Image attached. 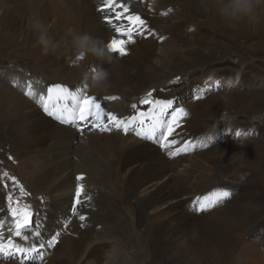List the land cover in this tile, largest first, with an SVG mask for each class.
Returning <instances> with one entry per match:
<instances>
[{
    "label": "bare ground",
    "instance_id": "bare-ground-1",
    "mask_svg": "<svg viewBox=\"0 0 264 264\" xmlns=\"http://www.w3.org/2000/svg\"><path fill=\"white\" fill-rule=\"evenodd\" d=\"M21 1L0 0V45L4 44L2 40L4 32L15 29L19 24L22 27L26 24L28 30L34 32L31 27L34 18L39 19L45 26L51 19L59 21L62 25L64 22L73 20L71 22L74 23L73 29L77 30L82 23L80 12L76 13L78 9L86 12L83 24L87 25V28L84 30L92 38L104 45H108L113 39H127L114 31L117 25L129 26L126 19L116 21L113 18V12H123L122 8L109 10L104 8L105 2L101 5L92 3L90 0ZM174 2L184 3L186 12L184 9H171L170 6ZM117 3L128 8V12L123 13L125 17L139 15L145 21L144 29L149 31L143 38L142 34L133 36L135 43L127 45L126 56L121 57L110 52L111 63H107L89 55L72 69L63 65L61 61L56 63L51 61L49 67L53 68V77L56 79L54 82L51 81L49 75L46 80L50 85L46 86L45 90L36 91L32 83L28 82V89L27 87L22 89L23 95L17 103L2 102L0 104V115H3L2 118L6 120L7 137L20 149L17 150L19 152L17 154L22 159L23 165H28L23 169L27 185L32 190L28 197L31 198L32 195L37 197L45 186L54 185L59 175H67L62 185L51 187L50 191L56 202L52 203V224L47 233L50 239L58 238V224L65 225L72 220L70 226L75 230L76 238L79 239L76 249L84 254L89 249L90 243L92 246V242L100 243L96 228L111 222L114 214L122 213V208H125L127 203L132 206L131 201L125 202V199L118 198L111 201L114 209L110 212L108 207L102 204L100 189H96L107 180V172L112 170L121 175L125 173V189H130L131 198L137 195L136 198L134 197L138 202L133 207L134 213L148 222L149 226L145 233L151 234L153 241L148 244L150 249L146 251V254L143 247L139 245L135 247L132 244L135 258L133 257V261L130 259V264H194L193 256L197 255L198 258L204 257L207 264H225L230 259L231 247L233 248V245L235 246V243L243 238L235 236L234 231H246L251 226H255L253 232L250 229L248 231L251 238L248 241L249 246L251 247V243L256 245L252 239L259 238V242L264 243V230H262L264 225L259 223V220L264 218V192H254L259 187L249 189L247 184L243 187L234 184L240 178L247 177L248 172L244 170V166L256 159V155L264 158V133L259 128L253 133L248 119L242 117V115L253 116L254 109L255 111L264 109V96L256 90L257 81L260 79L259 74L254 76L255 69L242 70L239 84L232 86L235 78L234 70L224 65V67H215L210 73L212 75H205L175 92L158 87L153 88L152 91L145 89L153 79L160 78L161 74L180 59L183 46L191 48L192 51H198L204 47L215 50L216 54L219 53L218 59H221L223 53L227 51L225 47L215 42H207L200 36L190 37L188 40L180 39L179 36L184 33V31L181 33L182 28L189 29L193 27V24L200 23L218 35L234 40L236 35L242 32L243 27L240 26L236 30L226 28L216 17L214 9L203 6L202 0H117ZM99 5L108 17L100 21L98 16L96 18L90 14L92 18H89L88 10L92 7L90 12H96ZM110 18L113 19L111 25L107 23V19ZM263 21L264 19L261 20ZM259 36L264 37L262 24ZM16 41L15 37L10 38L8 42L6 40V45L9 44L11 47L20 45L22 50H25V45L28 46L32 51L29 52L30 54L25 53V57L35 56L38 54L35 51L42 53L41 48H38L39 45L33 49V46L26 41L23 44ZM236 41L240 42L238 37ZM191 50L183 55L190 53ZM14 51L9 53L20 57ZM216 54L212 52L207 58L197 59H205L207 63H212L215 58L217 59ZM71 65H73L72 62ZM94 67L109 71L112 86L105 93L97 94L90 90L89 96L98 97L101 106L117 118L125 121L135 118L134 123L129 127L135 128L142 135L138 136L132 130L125 133L122 129L112 128L108 123L101 127H94L92 124L73 122L72 117L68 115V118H63L65 123L60 122V124L40 116V113L39 115L34 113L32 120L26 117L31 107L43 103L47 97L51 104L56 102L59 105L58 110H64L65 105H62L58 94L53 92L49 95L46 89L59 84L67 88L69 92L79 95L74 90V86L81 84L80 80L84 78V73H90ZM261 80L264 83V75ZM229 85L232 86L230 90L226 89ZM82 89L86 91L87 87L83 86ZM25 92L32 95H25ZM148 93H152L153 101H171V106L155 103L141 104L142 99L149 98ZM112 96L117 99H104V97ZM225 103L234 106L231 114H235L236 118L220 123L217 115ZM68 104L71 107V101ZM133 104L137 105V108H132ZM181 108L187 115L179 118L178 126H175L172 134L168 136V140H174L175 143L166 149L155 142L161 131L168 135L166 127H161L159 122L170 123L172 115ZM65 112L68 114V111ZM36 121L39 122L38 125L34 124ZM24 128L27 129V137L29 136L27 143L35 148L34 150L30 147L28 151L22 150L26 147L22 139L27 138ZM50 128L49 133L47 130ZM103 128L112 130L104 131ZM144 136L152 138L144 139ZM54 141L51 147L49 142ZM48 145L50 148L37 150V146ZM184 148H186L185 151H180L175 156L170 157L168 154ZM77 176H83L84 180L78 181ZM69 185L72 189L77 185L87 186L81 199L87 200L90 197V202L80 205L63 204L61 190H66ZM237 187V191H240L239 198L238 195L233 196L234 188ZM225 193H227L226 196ZM31 202L33 200H30ZM219 203L232 205L219 208L216 206ZM167 205L169 207H166ZM70 210H73V214L76 215L70 213ZM176 210L179 211V215L168 217L170 211ZM64 216L67 220L63 219ZM80 216L87 217V227L84 231L81 230V223L78 221ZM164 217L168 219L158 223ZM106 226L108 227V224ZM9 236L0 231V243L6 244ZM134 237L141 238L137 235ZM48 240L38 236L24 248L32 249L29 253L32 261L36 253L43 249V243ZM128 250H132L131 247H128ZM20 254L24 256L23 253ZM39 254L42 253L39 252ZM173 256H179V259ZM120 257L123 258V256ZM0 259L3 258L0 257ZM238 261L236 260L235 263L239 264ZM260 264H264L263 260Z\"/></svg>",
    "mask_w": 264,
    "mask_h": 264
},
{
    "label": "rangeland",
    "instance_id": "rangeland-1",
    "mask_svg": "<svg viewBox=\"0 0 264 264\" xmlns=\"http://www.w3.org/2000/svg\"><path fill=\"white\" fill-rule=\"evenodd\" d=\"M16 1L22 2L21 0H16ZM90 1L92 3L94 2H96L97 4L100 3L101 5H103L105 2V0L104 1L103 0H90ZM170 7L171 9H176V10L184 9V12H186L185 11L186 7L184 6V3L174 2L171 4ZM92 9L93 8L91 7L88 10L89 18H92L91 17L92 14L96 16V18L98 16L100 21L108 17L105 15L106 14L105 12L101 11L100 5L97 6L96 12L95 11L93 13L90 12ZM78 12H80L82 23H80L77 30L76 29L75 30L77 32L79 31L80 33L87 34L86 30H84L87 28L86 27L87 25L83 24L84 18L86 16V12H84L83 10H79V9L76 13ZM72 21L73 20L64 22V25H62L59 23V21L55 19H51L48 25L46 26L49 37L52 38L53 41L56 43H60L64 39H67L68 38L67 30L69 28L73 29V26H74V23H71ZM68 23L69 25H67ZM261 24L264 25V21L255 26L241 25V27H243V30L239 35H236L234 40H231L225 36H220L217 33H215L213 30L204 27L200 23L193 24V27L189 29L188 28L186 29L185 27L184 28L181 27L182 28L181 33H183V31L184 33L179 36L180 39L188 40L190 39V37L200 36V38H203L204 40L206 39L207 42H215L219 46L225 47L227 51L223 53L224 54L222 57L223 59L222 58L218 59L219 53L216 54L217 52L215 50H212L209 48L206 49L204 47L205 49L200 48L198 51L197 50L192 51L191 48H186L185 46H183L184 48H182L180 59H178V61L175 62L171 66V68L166 70L165 73L162 72L163 74H161L160 78L155 79V80L153 79V81L148 84L145 90L152 91L153 88L158 87V88H163V89L165 88L167 89L166 91H169V92H172V91L175 92L176 90L180 89L184 85L190 84L191 82H195L205 75H212L210 73H212L215 67H219V66L224 67L225 65V66H228L231 70H234L235 78L233 80L234 84L232 86H236L239 84V81H240L239 79L242 74V70L255 69V71H253L254 76L259 74V78H260L257 81L256 90L260 95L264 96V83L261 80L262 76L264 75V54H263L264 53V37L259 36ZM141 31L143 33L142 38L146 34L149 33V31L144 29V27H142ZM139 34L141 33L134 32L133 36L135 35L137 37ZM2 37H3L2 40L4 44L0 45V104L2 102L3 103H6V102L17 103L20 96L23 95L22 89L24 87H27L28 89L29 87L27 84L28 82L32 83V86H34L36 91L45 90V88H47L50 85V84H47V80H46L49 77V75H50L49 78L51 81L53 80L54 82L56 79L55 77H53L54 76L53 68L49 67V63L51 61H55V63L58 61H61L63 65H67L69 69H72V67H77V65H71V61L74 58L72 54L71 53L65 54L62 48H58L55 54L50 51L48 55H43L42 53L35 51V53H38L35 56L25 57L26 55L25 53L30 54L29 52L32 51L31 48H28V46L25 45V50H22L20 48V45L19 46L15 45L13 47H11L9 44L6 45V40L8 42L10 38L13 39V37H15L17 40L16 42H18L19 44H23V42L26 41L27 44H30L31 46H33V49H35L34 47L36 48L38 47L37 39H36L37 34H34V32L29 31L26 24H24L23 27L22 25L19 24L13 30H6ZM237 37L239 38L240 42H237V41L235 42V39ZM33 42H36V43L32 45L31 43ZM38 48H41V47L39 46ZM192 48L194 49L195 47H192ZM189 50H191L190 53L183 55L186 51H189ZM11 51L12 52L14 51L15 54H18L20 57L14 56L13 54L9 53ZM212 52H214V54L217 55V59L215 58L214 62L212 63H207L205 59H201V60L197 59L199 57L207 58L209 55L212 54ZM44 58H47V59H44ZM93 69H96V67H94ZM80 81H81L80 82L81 84L74 86V90L81 97L85 95L89 96L90 90H91L90 77L88 80L81 78ZM83 86L84 88L87 87L86 91L82 89ZM88 86H89V90H88ZM232 86L229 85L226 87V89L230 90ZM25 93H26L25 95L28 94V92H25ZM39 97H40V94H39ZM54 100L55 99H53V101ZM60 101L62 102V105H63L64 102L62 100ZM50 102L51 101L47 97L43 103L33 106V108L31 107L30 110H28V112L26 113L27 114L26 117H29V119L31 118L32 120L33 119L32 115H34V113L35 114L38 113V115L40 113V116H45L46 119L54 120L55 122H58L59 124H60V119H58L57 117H60V118H64V117L68 118V116L72 117V115L69 112L68 114H66L64 110H58L57 108L59 105H57L56 102H53L52 104ZM226 103L224 104V107L222 108L223 110L221 109V111H219L217 115L219 119L218 122L220 123L229 121L230 118H233V119L236 118L235 114H231L233 113L232 108L234 106L228 105ZM42 105H47L48 107L51 106V108L49 109L51 110L52 114L51 115L48 114V112L44 110V107ZM253 112H254L253 116L251 115L243 116L242 115V117L248 119L252 127L253 133H255L256 129L258 128L261 129L262 132L264 133V109H261L259 111H255L254 109ZM2 117L3 115L2 116L0 115V218H1L0 222H2L3 227L0 228V231H2L6 235L8 234V236L10 235L9 240L13 241L15 245H18V247H21V248L28 247L29 243L35 240L36 237H38V236H33L32 231H39L40 233L39 237L43 238L44 240H47V239L49 240L43 243L42 245L43 249L39 251L42 254H39V252H37L35 255V259H33V261L31 260L32 259L31 254H28V256H25V255L23 256L21 254H18L15 260H13L12 258L0 259L1 264H19L20 261H22L23 264H130V259L133 261V257L135 258V255H133V253L135 254V251L132 248L133 245L135 247L137 245L143 247V251L145 252V254H146V251L147 252L149 251L150 248L148 244L153 243V241H152L151 234L145 233L146 229L149 226L148 222L143 220L141 216L135 215L134 209H133L135 203H138L136 201L137 199H135L137 195L134 196L135 198L134 197L131 198L130 193H129L130 189H125L126 188V182H125L126 177H124L125 173L121 175L120 173L113 172L112 170L110 172H107V180L104 182V184L101 183L100 188L99 187L96 188V189H100L102 193V204L104 206L106 205L108 207V211L110 212H113V209H114V204L111 201H114L115 199H118V198L125 199V202L131 201L132 206H130V203H127L125 208H122V213H120L119 215L114 214L111 222L105 223L103 225H99L96 228L97 229L96 233H98V239L100 243L97 244L95 242L94 243L92 242L93 246L90 243L89 249L85 251L84 254L80 253L79 250L76 249L79 239L76 238L75 230H73L70 226V223L72 220H70L69 223L66 222L65 225L64 223H61L60 225L58 224V230H57L58 238L53 237L50 239L47 231L50 225L52 224L51 222L52 210H53L52 203L54 202L55 204L56 202V199H54V195H52L50 190H51V187L62 185L63 183L62 181L64 180V177H66L67 175L66 176L59 175L55 179V181L57 182L53 181L55 182L54 185L49 184L45 186L44 189L41 190L42 192H40V195H38L37 197L32 195L31 198H29L28 197V195H30L29 192L31 193L32 190L30 189V186L27 185V180L23 173V169L28 165L27 164L23 165L22 159L17 154L19 153L17 152V150H20V149L14 143L11 142L9 137H7L8 133L6 129V122H5L6 120L3 119ZM35 123H37L38 125L39 122L36 121L34 122V124ZM138 127L140 128L141 126L138 125ZM26 130L27 129L24 128V132L27 137ZM47 131L50 133L51 128L50 130L48 129ZM28 137L25 139H22V141L26 143V147L22 149L23 151L35 149V148L30 147V145L27 143ZM54 143L55 141L49 142L51 147L53 146ZM50 146L49 145L48 146H37V150L38 151L45 150V148L46 149L50 148ZM39 154H42V153H39ZM244 167H245L244 170L248 172L247 177L240 178L237 182H234V184L236 183L235 186L243 187L244 185L247 184L249 189H255L256 187H259V189L258 190L255 189L254 192H258V191L264 192V158H262L261 155H256V159H254L252 162L251 161L248 162ZM4 173H7L8 175L5 176ZM12 177L15 178V180L18 182V185L13 183V180L11 179ZM222 178H225V177L222 176ZM234 184H231V185L234 186ZM5 185H7V187H5ZM20 187H23L27 195H21ZM86 187L87 186H83V194L81 195V197L85 194ZM90 187L93 188V186H90ZM237 189L238 187L234 188L233 196L235 197L238 195V198H239L240 191L238 192ZM70 190H72L71 193H70ZM64 191H66V193ZM75 191H76V187H73L72 189L71 185H69L66 190H61V195H62L61 202L62 203L64 202L63 204H67V203L72 204V205L76 204L75 202L76 196L74 195ZM67 193L68 194L70 193L71 195L69 194L68 196ZM9 195H11L13 198V201H14L12 205L13 207L16 206L15 204L16 201L19 202L21 207H23L25 203H29L28 206H30V210L33 213V223L34 225H39L38 229L33 228L32 231H25L22 233V236L27 235L29 237L27 241L23 240L21 237H17L13 235L15 231L13 227L14 221L10 213L8 212L9 201L7 198ZM231 196H232V192H231ZM64 197L65 199H63ZM81 197H80V203L77 205H80L85 202H90V197L87 198V200L81 199ZM26 199H28V201H26ZM30 200H33V202L30 203ZM231 205L232 204H229V203H219V205H216V206L219 208H226ZM166 207H169V205H167ZM95 211H97V209H95ZM70 213L73 214V210L72 211L70 210ZM178 213L179 211L177 210L170 211L168 213V217H175L176 215H179ZM73 215H76V214H73ZM80 217H78V221L79 223H81L80 225V228H82L81 230L84 231L85 228L87 227L86 225L87 217L84 216L85 219L83 220ZM168 217H164L160 219L158 223L159 222L161 223L167 220ZM63 219H66V216H64ZM259 223H263L264 225V218H261L259 220ZM107 224H108V227L106 226ZM249 229L250 231L253 232L255 229V226H251L250 228L246 229V231H234L235 236H238V238L241 236L243 238L239 242H236L235 246L233 245V248L231 247L232 250H230L229 252L230 259H228L225 262V264H237L235 263L236 260H239L238 262H240L241 264L243 263L244 264H260L262 260L264 263V243L259 242V238L254 239V240L252 239V241H255L254 243H256V245L251 243L250 244L251 247H250L249 242H248L249 239H251L248 234ZM262 230H264V226H262ZM136 235L140 236L141 238L134 237ZM31 238L33 239L31 240ZM53 239L56 240V243H55L56 245L51 244V241ZM69 243L71 244L70 246H69ZM50 244L51 246H49ZM128 247H131L132 250H128ZM69 250H73V251H69ZM191 254H194V252H191ZM251 255H254L255 257ZM120 256H123V258L126 260H124ZM128 256L129 257L131 256V257L129 258ZM173 257L176 259H179V256H173ZM193 258L194 260L192 261H194V264H207L204 257L198 258V255H197V256H193ZM174 261L175 259L173 260V262Z\"/></svg>",
    "mask_w": 264,
    "mask_h": 264
},
{
    "label": "snow or ice",
    "instance_id": "snow-or-ice-1",
    "mask_svg": "<svg viewBox=\"0 0 264 264\" xmlns=\"http://www.w3.org/2000/svg\"><path fill=\"white\" fill-rule=\"evenodd\" d=\"M105 9L113 10L114 8H122L123 12H113V18L116 21H120L122 19H126L128 22V27H121L117 25L114 28V31L121 37H127V39H113L110 43H108L107 47L109 51L113 54H118L119 56L123 57L128 54L127 51V45L135 43V40L133 39V33L138 32L142 33L141 29L145 24V21L141 19L139 15H129L125 17L123 13L128 12V8L125 7L123 4H118L117 0H105L104 4ZM104 9H101L103 11ZM162 15H166L167 13H161ZM107 23L111 25L113 23V19H107ZM47 92L49 95H51L53 92L58 94V98L64 102L65 111H68L72 115V121H79L83 124H93V121H95V124H93L94 127H101L103 124L108 123L111 124L112 128L115 129H122L125 133L129 132L130 130L135 131L136 135L140 136L142 135L141 132L136 131L135 128L129 127V125L134 123L133 120L125 121L124 119L117 118L116 115L112 114L111 112H107L105 108L101 106V104L98 102L99 98L95 96H79L75 93L69 92V90L62 85H54L53 87H50L47 89ZM28 95H32L31 93H28ZM152 93H148V99H142L140 101L141 104H166L167 106H171V101H153L151 99ZM106 100H115L117 97H104ZM71 101V107L69 106L68 102ZM44 107V110L48 112V114H52L51 110L48 108L47 105H42ZM132 108H137V105L133 104L131 105ZM142 115V114H141ZM183 115H187V113L184 111L183 108L179 109L172 115L171 122L161 121L159 122L161 127H166L168 135H165L163 131L160 132L159 136L156 137L155 142L157 144H160L164 148H169L171 144H174L175 141H169L168 136H170L174 130L175 126H178L179 118ZM60 119L61 123H65V120L63 118L57 117ZM104 131H110L111 128H103ZM144 139H151V136H144ZM184 149H178L176 152H169V156H175L179 154L180 151H185ZM5 176H7V173H4ZM13 180V183L18 185V182L15 180L14 177L11 178ZM76 179L78 181L84 180L83 176H77ZM7 187V185H5ZM21 195H27L25 193L23 187H20ZM83 194V186L77 185L76 187V204L80 203V197ZM227 193H225V196ZM9 201V208L8 212L10 213L11 217L13 218L14 224L13 227L15 229L13 235L17 237H21L23 240L27 241L29 237L27 235H23L22 233L25 231H32L33 228L38 229L39 225H34L33 223V213L30 210V206L24 205L23 207L20 206L19 202L16 201V206L13 207V198L11 195L8 196ZM203 208V206H202ZM82 220L85 219L83 216L80 217ZM3 227L2 222H0V228ZM33 236H39V231H32ZM58 235V234H57ZM56 240L53 239L51 241V244H55ZM51 244L49 246H51ZM15 249V251H13ZM32 251V249H24L17 247L13 241L8 240V242L0 243V257L8 259L12 258L15 260L16 256L20 253H23L25 256H28V254ZM19 264H23L22 261L19 262Z\"/></svg>",
    "mask_w": 264,
    "mask_h": 264
},
{
    "label": "clouds",
    "instance_id": "clouds-1",
    "mask_svg": "<svg viewBox=\"0 0 264 264\" xmlns=\"http://www.w3.org/2000/svg\"><path fill=\"white\" fill-rule=\"evenodd\" d=\"M205 7H211L216 17L228 29L236 30L241 25L255 26L264 19V0H202ZM32 30L37 34V44L43 55L55 53L62 48L64 53H71L73 65H79L87 56L111 63V55L107 45L92 38L88 34L79 33L72 28L67 30V39L56 43L49 37L46 26L39 20L33 19ZM91 78L90 88L95 93H105L111 88L110 73L107 70L91 69L84 73V79Z\"/></svg>",
    "mask_w": 264,
    "mask_h": 264
}]
</instances>
